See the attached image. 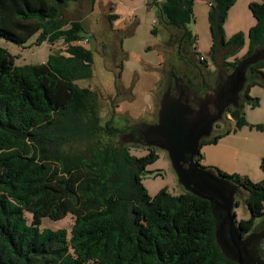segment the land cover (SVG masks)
<instances>
[{
    "label": "trees",
    "instance_id": "1",
    "mask_svg": "<svg viewBox=\"0 0 264 264\" xmlns=\"http://www.w3.org/2000/svg\"><path fill=\"white\" fill-rule=\"evenodd\" d=\"M77 1L0 0V38L22 45L38 34L35 45L62 49L40 64L17 67L13 55L0 47V264H237L215 239L222 211L186 191L173 195L161 189L148 195L141 181L146 166L157 159L156 148L136 157L131 145H104L96 138L86 152H61L64 144L87 140L100 127L111 136H125L129 129L114 127L111 119L102 126L93 91L75 83L92 77L93 64L91 50L80 44L87 40L82 23L63 16V9ZM193 1L165 0L157 4L159 15L166 25L185 30ZM209 1L213 60L218 48L225 51L227 73L239 63L260 60L248 68L238 108L228 111L235 128L202 145L242 127L263 130L246 121L244 107L258 105L248 94L252 87L264 89V0L249 4L256 24L248 31L247 51L233 62L227 59L242 48L245 36L236 33L225 40L222 24L235 0ZM182 35L191 37L188 31ZM181 39L167 42L176 45L174 57H181ZM198 63L206 68L205 60ZM61 121L74 124L72 135ZM201 160L198 153L195 162ZM259 167L264 175V158ZM207 170L242 191L250 213L249 219L236 222L242 237L264 233L257 224L264 218V177L252 182L247 176ZM67 215L74 219L69 230L40 228L44 219L56 222ZM262 238L256 255L264 264Z\"/></svg>",
    "mask_w": 264,
    "mask_h": 264
},
{
    "label": "rangeland",
    "instance_id": "2",
    "mask_svg": "<svg viewBox=\"0 0 264 264\" xmlns=\"http://www.w3.org/2000/svg\"><path fill=\"white\" fill-rule=\"evenodd\" d=\"M162 1L78 0L69 3L63 9V16L67 21L77 20L82 23L83 30L81 33L87 38L88 43L80 44L91 50L93 55L92 77L75 83L79 87H89L93 91L100 106L102 126L109 119L112 120L111 122L116 128L127 126L130 128L140 122L148 123L156 120L160 94L165 86V73L172 66L174 67V64L176 65L174 58L176 45H167V42H173L177 37L178 39L182 37L183 54L189 52L197 62L200 59L205 60L207 63L205 66L213 74L216 72L224 74V76L228 74L222 65V56L225 51L218 48L214 60L211 54L212 36L208 18L210 1H193L192 17L190 22L185 24V30L173 25H166L161 19L157 4ZM250 3H260V0H235V3L226 13L225 21L222 24L224 39L228 40L236 33H243L245 36L242 48L234 56L228 57L227 62L241 58L247 51V34L249 29L256 24V20L249 9ZM110 13H112V18L108 19ZM183 31H188L191 37H184ZM97 32L99 39L104 42L102 45L98 43ZM37 37L38 34H35L22 45L0 38V47L13 55L14 65L17 67L40 64L46 60L51 52L62 50L60 45L53 48L47 43L35 45L34 42ZM163 53L165 61L161 66ZM256 90L258 91V89ZM60 124L70 126L69 135H72L76 129L71 122L61 121ZM234 128V120H227L215 127L213 135ZM128 130H125V136H111L100 127L94 136L87 140L73 139L64 144L61 147V152H86L89 144L97 138L104 145L109 143L131 145L130 154L136 157L148 154L149 151L143 147L144 145L126 136ZM242 134H230L226 138H222L217 146L201 145L199 153L202 155V160L199 161L198 165L204 169H209L207 165L216 159L225 162L224 152L232 154L230 150L231 141L241 143L244 147L247 145L248 155L261 149L259 138L264 137V133H251L255 134L257 138H254V135L249 137L247 133ZM155 152L157 159L146 166L145 170L148 173L143 176L141 181L148 195L154 196L161 189H166L173 195L183 193L185 189L178 183L166 152L157 148ZM227 163L229 170L226 171L228 172L221 171L227 174L246 175H243L247 173L243 170L234 171L231 160ZM247 167H249L250 176L255 174V170L260 174L261 178L257 181L250 179L252 182L263 180L264 175L259 165L257 166L251 157L248 159ZM242 197V191L239 190L235 195V201L238 203L234 208L236 222L247 220L250 217ZM25 216L30 222L31 216L29 214H25ZM73 221L71 215H67L64 219L56 222L44 219L40 228L69 230ZM257 224L261 226L259 232L262 231L264 218L258 220ZM262 241L263 238L257 247L263 243Z\"/></svg>",
    "mask_w": 264,
    "mask_h": 264
},
{
    "label": "water",
    "instance_id": "3",
    "mask_svg": "<svg viewBox=\"0 0 264 264\" xmlns=\"http://www.w3.org/2000/svg\"><path fill=\"white\" fill-rule=\"evenodd\" d=\"M259 60L260 57H256L255 60L239 63L216 89L204 97L202 107L197 111L186 108L180 101L169 100L164 93L158 121L146 126L145 146L166 152L178 183L185 191L211 203L213 210L224 213V219L215 225V239L222 253L237 264H263L256 255L261 239L253 234L242 237L237 227L234 208L238 187L200 167L194 159L201 142L209 137L225 110L228 107L238 108L248 68ZM210 104L214 106L212 114L207 111ZM248 257L252 262L247 260Z\"/></svg>",
    "mask_w": 264,
    "mask_h": 264
},
{
    "label": "flooded vegetation",
    "instance_id": "4",
    "mask_svg": "<svg viewBox=\"0 0 264 264\" xmlns=\"http://www.w3.org/2000/svg\"><path fill=\"white\" fill-rule=\"evenodd\" d=\"M182 52L180 55L181 62L178 64V66H176V68H173L172 66V69L170 68L165 73V86L160 94L156 120L148 123L140 122L134 125V128L133 126L130 127L128 132L126 133V136L133 141L145 146V140L147 138L146 126L155 124L158 121L160 100L164 93L167 94L166 97H168L169 100L180 101L185 105L186 108L197 111L200 107H202L201 105L204 97L208 95L211 90L216 89V87H218L223 82L225 78L224 74L222 75L218 72L213 74L208 70L207 67L204 68L197 61H195L191 57L189 52L184 54ZM211 102H214V100L211 99ZM231 108L233 107H228L225 110L222 119L214 124L211 134L201 142V145L205 140L213 136L214 129L219 123H223L230 118V116L228 115V111ZM207 111L209 114H212L214 112V106L212 104L208 105ZM145 148L156 147L145 146ZM184 166L187 167V164H184ZM253 235L254 237L261 239L264 236V233L260 232ZM247 260L252 262L251 257H248Z\"/></svg>",
    "mask_w": 264,
    "mask_h": 264
},
{
    "label": "crops",
    "instance_id": "5",
    "mask_svg": "<svg viewBox=\"0 0 264 264\" xmlns=\"http://www.w3.org/2000/svg\"><path fill=\"white\" fill-rule=\"evenodd\" d=\"M164 1L165 0H163L162 2H164ZM111 14L112 13L108 14V19L112 18ZM71 21H75V20H71ZM97 37H98V32H97ZM98 43L100 45H102V43H104V42H102L99 39V37H98ZM175 55H176V53H175ZM174 58H175V61H177V60L180 61V59H181V57H177V56L174 57ZM161 61H162L161 62V66H162V64H164V61H165L164 53H163V55L161 57ZM176 66H178L177 62H176V65L173 68H176ZM255 89H258V91L257 90L255 91ZM252 92H254V93H252ZM248 94H249L250 98H256L257 99L258 105L255 108H251L247 104L245 105L244 113H245L246 121L249 124L261 125L263 127V130L258 131V130H255V129H249L248 127H242L240 129H237L236 131L230 132L229 134H226V135L224 134L220 139L217 140L216 143L207 144V145L217 146V145H219V142L222 140V138H226L230 134H237V133L245 134V133H247V135H249V137L254 135V138H257V136H255V134H251V133H261V134L264 133V89L259 87V86H255V87H252L249 90ZM254 111H256V112H254ZM228 120L230 121L231 119L229 118ZM231 130H233V129H231ZM244 139L246 140L247 138H244ZM259 141L261 143V149H258L255 152H251L250 155H248V152L246 151V147L248 148L247 145H245L246 147H244L243 145H241V143L238 144L237 142H232L231 141L230 142V150L232 151V154L230 155V153L224 152V155H223V157L225 158L226 161L222 162V160L216 159L215 161L211 162L210 165H207V167L208 168L215 167V168H217L219 170H223L225 172H228V171H226V170H229L227 161L231 160V162H233L232 166H234L233 167L234 171H236L237 169L243 170V171L247 172V173H244L243 175L246 174L245 176H247V177L249 176L250 177V178L248 177L249 179H251L253 181H257V180H259L261 178L259 172H257L255 170V174L253 176H250L249 175L250 171L248 170L249 167H247V163H248V159L251 157L253 162H256V164L258 166L260 164V160L262 158H264V137H260ZM263 208H264V203H263Z\"/></svg>",
    "mask_w": 264,
    "mask_h": 264
},
{
    "label": "built area",
    "instance_id": "6",
    "mask_svg": "<svg viewBox=\"0 0 264 264\" xmlns=\"http://www.w3.org/2000/svg\"><path fill=\"white\" fill-rule=\"evenodd\" d=\"M88 41L87 40H85V41H83L82 43H84V44H86Z\"/></svg>",
    "mask_w": 264,
    "mask_h": 264
}]
</instances>
